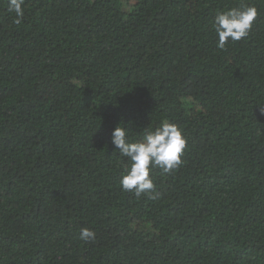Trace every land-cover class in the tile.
Returning <instances> with one entry per match:
<instances>
[{
  "label": "trees",
  "instance_id": "trees-1",
  "mask_svg": "<svg viewBox=\"0 0 264 264\" xmlns=\"http://www.w3.org/2000/svg\"><path fill=\"white\" fill-rule=\"evenodd\" d=\"M242 5L249 35L218 49L216 13ZM23 7L17 25L0 0V264H264V0ZM163 120L183 163L136 198L111 132Z\"/></svg>",
  "mask_w": 264,
  "mask_h": 264
},
{
  "label": "clouds",
  "instance_id": "clouds-1",
  "mask_svg": "<svg viewBox=\"0 0 264 264\" xmlns=\"http://www.w3.org/2000/svg\"><path fill=\"white\" fill-rule=\"evenodd\" d=\"M24 3L25 0H8V10L15 14L13 22L17 25L24 16ZM257 15L256 7L251 5L218 11L213 20V29L218 38L216 47L223 50L229 41L246 38ZM110 142L114 151L128 159V167L119 181L122 190L134 194L136 198L148 195L151 199L159 198L150 176L151 170L159 168L164 173H170L178 169L183 163L181 157L186 147V139L179 125L167 120L161 121L158 127L145 128L137 140L130 138L126 125L118 123L111 132ZM94 238L92 230L81 228V240Z\"/></svg>",
  "mask_w": 264,
  "mask_h": 264
}]
</instances>
